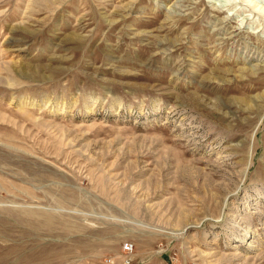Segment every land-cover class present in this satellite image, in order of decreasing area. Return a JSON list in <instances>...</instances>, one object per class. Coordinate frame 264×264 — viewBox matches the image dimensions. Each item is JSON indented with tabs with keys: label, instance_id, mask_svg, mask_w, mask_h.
I'll use <instances>...</instances> for the list:
<instances>
[{
	"label": "rangeland",
	"instance_id": "374dc122",
	"mask_svg": "<svg viewBox=\"0 0 264 264\" xmlns=\"http://www.w3.org/2000/svg\"><path fill=\"white\" fill-rule=\"evenodd\" d=\"M263 8L0 0V264H264Z\"/></svg>",
	"mask_w": 264,
	"mask_h": 264
},
{
	"label": "built area",
	"instance_id": "2783aa9c",
	"mask_svg": "<svg viewBox=\"0 0 264 264\" xmlns=\"http://www.w3.org/2000/svg\"><path fill=\"white\" fill-rule=\"evenodd\" d=\"M124 247H125L126 249H128V250H131L132 245H131L130 243H128V242H125V243H124ZM125 260H126L127 262H129L128 255L125 256Z\"/></svg>",
	"mask_w": 264,
	"mask_h": 264
},
{
	"label": "bare ground",
	"instance_id": "6f19581e",
	"mask_svg": "<svg viewBox=\"0 0 264 264\" xmlns=\"http://www.w3.org/2000/svg\"><path fill=\"white\" fill-rule=\"evenodd\" d=\"M263 11H264V8H263Z\"/></svg>",
	"mask_w": 264,
	"mask_h": 264
}]
</instances>
